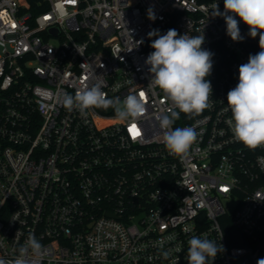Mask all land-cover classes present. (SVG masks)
I'll return each mask as SVG.
<instances>
[{
  "label": "built area",
  "instance_id": "1",
  "mask_svg": "<svg viewBox=\"0 0 264 264\" xmlns=\"http://www.w3.org/2000/svg\"><path fill=\"white\" fill-rule=\"evenodd\" d=\"M216 3L0 0V258L30 235L43 250L28 264H188L193 236L223 245L209 264L264 258V146L236 142L226 110L259 35L236 17L244 39L232 41ZM169 29L204 35L213 53L209 107L173 125L198 133L185 156L165 146L155 117L174 105L145 63L148 33ZM95 84L109 99L143 92L145 114L64 107Z\"/></svg>",
  "mask_w": 264,
  "mask_h": 264
},
{
  "label": "clouds",
  "instance_id": "2",
  "mask_svg": "<svg viewBox=\"0 0 264 264\" xmlns=\"http://www.w3.org/2000/svg\"><path fill=\"white\" fill-rule=\"evenodd\" d=\"M212 16L223 17L226 34L234 42L244 39L239 21L248 26L250 37L259 35L261 50L239 66L238 83L227 93L226 109L231 112L228 124L234 140L254 150L264 146V0H224V11L221 12L216 3ZM149 18L155 19L151 11ZM148 36L156 37L150 45L154 51L145 60L151 73L149 85L158 88L174 105L173 109L160 113L155 119L170 153L185 156L197 140L198 133L193 127L173 128V125L180 113L200 114L209 107L213 89L207 77L213 68V53L202 48L205 36L201 34H179L176 29H169L165 34L153 30ZM63 105L81 114L91 107H111L120 120L138 119L147 110L144 95L128 94L123 100L119 97L109 99L100 84L86 86L75 95L65 94ZM258 160H264V157H258ZM188 245V264H209V260L212 262L218 253L224 251L221 243L217 244L206 236H193ZM42 250L40 241L30 235L26 246L19 247L14 259L0 258V264H28L29 252L38 255ZM257 264H264V258L258 259Z\"/></svg>",
  "mask_w": 264,
  "mask_h": 264
},
{
  "label": "snow or ice",
  "instance_id": "3",
  "mask_svg": "<svg viewBox=\"0 0 264 264\" xmlns=\"http://www.w3.org/2000/svg\"><path fill=\"white\" fill-rule=\"evenodd\" d=\"M140 94H141V95H144V93H143V92H141ZM133 127H134V126H133Z\"/></svg>",
  "mask_w": 264,
  "mask_h": 264
},
{
  "label": "trees",
  "instance_id": "4",
  "mask_svg": "<svg viewBox=\"0 0 264 264\" xmlns=\"http://www.w3.org/2000/svg\"><path fill=\"white\" fill-rule=\"evenodd\" d=\"M202 1H207V0H202Z\"/></svg>",
  "mask_w": 264,
  "mask_h": 264
}]
</instances>
